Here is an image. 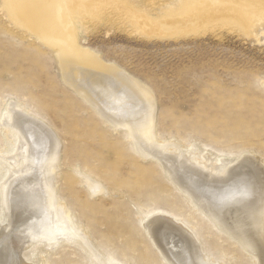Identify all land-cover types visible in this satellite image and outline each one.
Here are the masks:
<instances>
[{
	"label": "rangeland",
	"instance_id": "obj_1",
	"mask_svg": "<svg viewBox=\"0 0 264 264\" xmlns=\"http://www.w3.org/2000/svg\"><path fill=\"white\" fill-rule=\"evenodd\" d=\"M5 1L0 0L1 153L13 155L12 132L2 128L9 104L52 130L60 142L57 196L89 246L110 262L167 264L142 225L160 213L180 223L211 264H258L156 162L133 150L125 128L115 130L63 80L60 52L27 24H15L3 8ZM95 1H83L81 7H88L81 15L74 11L76 43L150 92L156 142L175 141L182 149H193L200 162L237 163L246 154L255 155L264 171V19L255 18L246 28L233 19H216L200 25L199 35L161 40L134 27L132 16L137 12L173 20L184 15L181 0ZM231 1V7L238 2ZM251 1L240 0L244 8H234L250 11L255 2L254 15L264 11V0ZM12 169L0 159V184ZM86 178L102 193L93 196ZM5 225L0 206V226ZM23 252L29 264H94L78 241L32 243Z\"/></svg>",
	"mask_w": 264,
	"mask_h": 264
},
{
	"label": "bare ground",
	"instance_id": "obj_2",
	"mask_svg": "<svg viewBox=\"0 0 264 264\" xmlns=\"http://www.w3.org/2000/svg\"><path fill=\"white\" fill-rule=\"evenodd\" d=\"M83 1L88 0H7L3 8L15 24H27L33 33H37L34 35L60 52L63 80L75 87L76 93L83 95L115 130L125 128L123 131L130 146L143 160L156 162L169 180L191 198L197 209L251 251L258 258V264H264V171L261 159L246 154L237 163L232 159L200 162L193 149H182L175 141L157 143L154 138L155 106L150 92L122 70L104 63L98 55L76 43L74 11L81 15L87 10L86 4L81 7ZM105 1L108 0H96L95 3ZM225 1L181 0L180 11L184 15H176L179 18L168 20L165 17L159 21L135 12L132 25L147 37L176 40L199 35L202 32L198 30L200 25L216 19H233L244 28L251 26L255 18L264 19V11L257 15L252 12L254 0H250L253 3L252 9L248 7L250 11L246 9L248 4L247 11L242 10L244 2L239 6L240 0L233 1L239 8L243 7L240 10L235 9L234 4L229 5L231 0H227L229 4ZM2 125L3 129L12 132L10 148L13 155L6 158L0 149V159L10 162L13 169L4 175L0 184V206L6 219V225L0 226V264H29L22 257L23 250L32 243L51 246L62 240L78 241L88 250L94 264H119L110 262L96 248L89 246V239L59 202L55 179L60 142L52 130L13 104L7 106ZM85 181L93 196L102 193L98 184L87 178ZM142 225L167 264H211L180 223L155 213Z\"/></svg>",
	"mask_w": 264,
	"mask_h": 264
}]
</instances>
